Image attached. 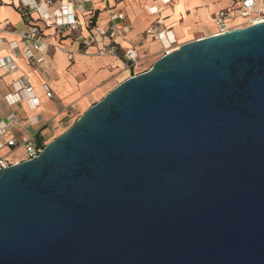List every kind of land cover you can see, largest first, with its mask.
Returning a JSON list of instances; mask_svg holds the SVG:
<instances>
[{
  "label": "water",
  "instance_id": "95a60500",
  "mask_svg": "<svg viewBox=\"0 0 264 264\" xmlns=\"http://www.w3.org/2000/svg\"><path fill=\"white\" fill-rule=\"evenodd\" d=\"M0 264H264V21L181 43L0 170Z\"/></svg>",
  "mask_w": 264,
  "mask_h": 264
},
{
  "label": "crops",
  "instance_id": "0c3cea01",
  "mask_svg": "<svg viewBox=\"0 0 264 264\" xmlns=\"http://www.w3.org/2000/svg\"><path fill=\"white\" fill-rule=\"evenodd\" d=\"M66 1L56 0L55 6ZM241 1L89 0L74 6L78 27L59 30L47 25L35 10L24 15L21 0H0V58L9 57L17 65L14 69L0 67V120L11 113L20 118L5 136L6 140L16 137L18 144L0 148V156H6L12 163L24 160L23 136H32L45 146L76 112L87 110L131 76L125 57L131 46L137 49L140 58L153 64L166 52L162 40L146 34L147 28L158 20L164 28L172 30L176 39L171 48L174 49L181 43L212 35L216 11ZM112 11L124 13L120 24L126 28V34L97 41L89 38L96 25L109 26ZM240 19L233 21L237 23ZM32 24L38 25L45 36L42 48L46 56L41 63H33L13 49L14 45L23 48L22 33ZM104 44L115 46L118 54L98 53ZM22 77L28 78L38 95L37 106L32 105L26 90L16 91ZM45 83L50 85L53 96L47 95Z\"/></svg>",
  "mask_w": 264,
  "mask_h": 264
},
{
  "label": "built area",
  "instance_id": "2783aa9c",
  "mask_svg": "<svg viewBox=\"0 0 264 264\" xmlns=\"http://www.w3.org/2000/svg\"><path fill=\"white\" fill-rule=\"evenodd\" d=\"M85 1L89 0H67L66 3L56 7V0H21V7L24 15H28L30 11L35 10L39 13L47 25L56 26L59 30H65L67 28L74 29L78 27L79 19L74 11V6ZM168 1L169 0H165V2ZM152 10L155 12L157 11V8L153 7ZM124 17V13L112 11L110 13L109 26L105 28L101 25H96L89 38L97 41L106 36H110L112 38L124 36L127 30L120 24ZM237 17H240L241 19L239 22L234 23L233 20ZM261 21H264V0H242L239 4H234L216 11L214 17L215 31L213 34H222L232 28L244 27ZM146 34L162 40L166 52L172 50L171 46L176 41L172 30L164 28L161 24V20H158L156 25L148 27ZM22 36L24 41L23 48L17 49L15 45L13 46V49L16 50L17 54L25 56L33 63L43 62L46 56L42 48L45 36L41 28L36 24H32L28 30L22 33ZM98 53L118 54V49L112 44H104L99 48ZM125 57L128 61L126 65L128 69H130L140 59L137 49L134 46H131L126 50ZM16 66V63L13 62L11 58H0V67L14 69ZM44 88L48 96H53V91L48 83L44 84ZM23 90H26L28 99L32 105L37 106L39 104V97L26 77H22L17 82L16 91L21 92ZM19 121L20 118L15 113H11L5 119L0 120V148L7 145L16 146L18 144L19 141L16 137H11L6 140L5 136L12 127L18 124ZM21 144H23L26 152L25 159H32L36 157L44 148V146H42L32 136H23ZM11 164L13 163L9 158L6 156H0V170Z\"/></svg>",
  "mask_w": 264,
  "mask_h": 264
},
{
  "label": "rangeland",
  "instance_id": "374dc122",
  "mask_svg": "<svg viewBox=\"0 0 264 264\" xmlns=\"http://www.w3.org/2000/svg\"><path fill=\"white\" fill-rule=\"evenodd\" d=\"M151 66H152V62H148L145 60L144 57H142L130 68V71L131 74L133 75L135 73L143 72L149 69ZM126 74H129V71H127ZM85 111L79 110L78 112H76L67 122H65V124L59 129V131L51 137L52 140L58 135L65 132Z\"/></svg>",
  "mask_w": 264,
  "mask_h": 264
},
{
  "label": "bare ground",
  "instance_id": "6f19581e",
  "mask_svg": "<svg viewBox=\"0 0 264 264\" xmlns=\"http://www.w3.org/2000/svg\"><path fill=\"white\" fill-rule=\"evenodd\" d=\"M173 46H171V48H172Z\"/></svg>",
  "mask_w": 264,
  "mask_h": 264
}]
</instances>
